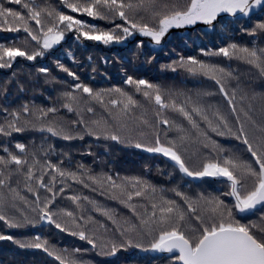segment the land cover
<instances>
[{
    "label": "trees",
    "instance_id": "trees-1",
    "mask_svg": "<svg viewBox=\"0 0 264 264\" xmlns=\"http://www.w3.org/2000/svg\"><path fill=\"white\" fill-rule=\"evenodd\" d=\"M23 2L73 15L100 31L115 29L114 34L121 37L124 34L121 29H116V25L130 27L118 16L114 19H98L84 13H73L63 4V0ZM80 2L83 3L84 0ZM0 4L27 16V9H24L22 4H15L12 0H0ZM128 15L134 22L141 23L138 21L142 18L141 13L129 12ZM233 18L227 14L219 15L216 21L208 24L209 27L205 28L197 22L186 27V32H181L178 28L169 29L171 34H165L161 44L152 42L150 37L135 30L126 38L104 44L102 41L86 39L75 29H62L63 40L50 49H43L40 26L36 25L35 21L29 20L28 25L33 34L38 36L40 43L32 40L22 27L19 31L9 30L15 27L11 17L7 23L0 17V44L20 48L29 54L43 51V55L34 60L17 57L10 66L0 67V126L5 127L6 131H11L10 135L0 133V156L8 159L11 153L28 162L22 166L0 164V179L5 180V184L0 185V214L6 217L5 221H0V236L12 237L11 240L0 239V264H59L54 256H49L42 248L21 247L16 243L32 241L37 236L42 242L47 241L46 246L50 251L74 258L79 264H179L173 257L141 246L137 241V236H140L136 234L137 229L126 231L132 225L139 226L145 214L151 213V204L159 203L161 198L175 201L178 209L197 227L199 222L188 212L184 197L197 208L195 215H200L202 209V202H196L198 197L201 194H210L223 200L226 208L232 207L235 218L244 217L234 207L235 198L226 195L230 191L226 178L188 176L162 153H150L135 147L136 143L145 142L155 145L158 135L161 143L174 142L179 149L184 142L194 143L203 150L207 149L210 156L212 152L217 156L221 153L220 146L214 149L218 145L216 143H219L218 140L228 144L229 139H213L218 134L211 131L207 124L195 115L194 119L200 126L199 131L192 128L178 111L172 108L161 109L154 99L145 97L143 91L138 92L134 84L126 83L128 77L133 80L143 79L160 88L165 103L175 101L177 105H183L188 110L194 105H199L208 110L214 125L218 121L212 116V112L219 109L232 131L233 127L229 121L237 123V128L234 129L236 131L240 123L248 124L246 133L249 137L255 135L261 125L259 122L264 126V118L258 119L259 114L256 112L264 105V74L243 59L205 55L233 43L257 50L264 47V29L258 27L264 22V5L254 7L248 15L236 14ZM44 20L45 26L51 23L47 17H44ZM141 21L146 22L142 19ZM149 26L157 27L155 19ZM84 31L88 29L85 28ZM188 57H195L206 64L216 65L226 72H231V76L224 77L223 83L232 98V104L228 103V99L220 92L219 85L214 80L203 73H192L181 66V60H187ZM42 68L48 71L41 72ZM65 68L67 72L64 71ZM69 72L75 76L69 75ZM244 74L248 76L244 77ZM78 83L90 87L94 93H101L102 99H94L81 90H76L74 86ZM246 87L263 88V92H258L250 100L246 95ZM116 88L137 101L136 106L131 107L126 114L121 112L126 97L120 92L109 91ZM67 92H71L75 99L65 96ZM112 100L120 103L113 105ZM24 105L35 115L24 114ZM65 105L70 106L72 110L69 111V107ZM233 106L236 108L235 113L231 111ZM49 108H55V113H49L42 119L37 118L38 110ZM89 108L92 109L91 112L88 111ZM248 109L255 111L246 117L244 113H248ZM13 112L20 114L17 121V126L23 129L20 132L7 128V124L13 119ZM261 112L264 114V109ZM237 115L240 116L239 122L236 120ZM164 119H167L169 124L160 122ZM145 120L147 124L143 123ZM48 126L61 130L62 135H52L46 130ZM220 130L228 132L223 125ZM201 131L207 132L210 139L200 135ZM111 134L120 136V140H112ZM64 135L72 138L64 139ZM259 138L261 136L256 140ZM17 143L25 145L23 153L15 147ZM228 146L225 149L226 155L237 158L239 155L251 156L243 142V153L237 152L236 147H232L235 150L233 152L229 144ZM203 150L200 151L205 152ZM196 151L199 152L198 148ZM188 159L195 161L191 156ZM183 160L189 165L185 158ZM252 161L254 163V159ZM48 162L64 171L65 176L61 177L58 172L47 168ZM30 166L33 171L31 180L27 178ZM68 173L75 174L76 179ZM41 175L45 185L52 188L51 192L39 186L38 178ZM108 176L117 184L124 183L125 178H138L148 183L150 187L146 189L144 196L133 197L128 202L135 207L136 213L127 204L121 203L126 197L120 195L119 189L111 187L106 179ZM89 177H95L103 183H97ZM152 187L156 189L155 193L151 191ZM30 188L32 191H29ZM128 190L136 189L128 184ZM177 192L183 196H178ZM53 193L55 200L49 205V210L61 208L72 212L76 219L73 224L71 218L66 216L63 217L64 223H61L54 216L68 231H61L55 224L40 219L36 196L39 195L42 208L45 201L52 198ZM73 196L79 197V200L73 201ZM98 208L101 211H97ZM104 211H107L112 219L104 215ZM6 221L19 223L21 226L9 227ZM82 230L95 241V247L87 240L80 239L78 235L71 234ZM121 232L124 234L121 235ZM141 236L152 237V233L141 229ZM129 239L133 241L131 245L127 243ZM142 240L148 245L152 243L150 238ZM113 243L117 245L114 254L111 251ZM137 244L140 247H137ZM75 249L80 251L77 253ZM85 258H90L89 262ZM169 258L170 260H167Z\"/></svg>",
    "mask_w": 264,
    "mask_h": 264
},
{
    "label": "snow or ice",
    "instance_id": "snow-or-ice-1",
    "mask_svg": "<svg viewBox=\"0 0 264 264\" xmlns=\"http://www.w3.org/2000/svg\"><path fill=\"white\" fill-rule=\"evenodd\" d=\"M15 4H22L24 9H27V16L20 12L13 11L10 8H5L0 4V17L4 18V22H8V18L11 17L15 27L10 28L12 31H19L22 27L25 32L31 36V39L40 43L38 36L33 34L31 28L28 25V21H35L36 25H39V32L42 36V48L50 49L53 45L58 44L64 38V30L75 29L86 39L93 41H102L104 44H109L114 41H119L122 38H126L133 34V30L138 31L143 36L151 37L156 43H160L165 34L172 28H182L187 25H195L197 22H203L204 24H212L217 20L220 14H230L235 16L237 13L248 15L249 12L256 6L264 5V0H137L133 3L132 0H84L83 3L80 0H63V4L71 9L73 13H84L89 17L98 19H109L119 17L125 21L130 27H122L117 24L116 29H121L124 36L115 35V29L113 31H100L93 25H88L81 19H77L73 15L65 14L64 12H57L54 9L49 10L47 8H38L32 3L23 2V0H12ZM151 11L152 17L155 19L157 27H151L148 23H136L129 18V12L139 11ZM44 17H47L51 23L45 26ZM259 28L264 29V23L258 25ZM87 28L88 31H84ZM43 55V51L28 52L16 47H6L0 44V67H8L11 62L17 57H26L28 60H34L37 56ZM205 55H219L224 57H236L238 59L245 60L248 64L254 65L259 69L261 74H264V49H255L248 47H240L233 43L227 47H221L217 52L205 53ZM181 66L186 67L188 71L192 73H203L210 79L214 80L219 85V90L225 98L228 99V103L232 104V98L229 97V93L225 90L223 79L226 76H231V72H226L225 69L219 68L216 65L206 64L195 57H188L187 60H181ZM41 72H47L46 68L40 69ZM64 71H68L66 68ZM69 75L75 76L74 73L69 72ZM126 83L134 84L136 90L143 91V95L147 98L154 99L156 105L161 109L172 108L182 114L192 128L199 131V124L194 115L203 120L211 131L216 132L218 135L223 136L226 133L221 131V125L227 129L228 133H231L237 140H242L243 144L247 146V152L251 154L254 159V164L258 166L254 167L253 162L249 160L239 159L232 155H225L223 159H216L208 161L203 164L202 171H190L178 152L174 142H171L170 146H166L161 143L159 136L155 139V145L149 146L147 144L136 143V148H142L150 153H162L164 156L169 157L178 166L181 172L188 176L194 177H224L230 184V191L226 194L235 198V209L244 213L247 210L255 209L257 205H264V137L259 138V143L254 147L253 143L249 141L248 134L245 131L243 123H240L238 133L232 132V129L228 127L227 119L220 113L219 109L212 112V116L218 121L215 125L213 120L209 118L208 110L205 108L194 105L191 110L186 109L183 105H177L175 101L171 103H165L161 90L157 85H153L146 80H133L132 77H128ZM76 90H81L83 93L88 94L94 99H102L101 93L93 92V89L86 85L76 84ZM120 92L122 96L126 97V102L123 103L122 113H127L131 110V107L136 106L137 101L116 88L114 90ZM210 95V93H206ZM65 96L70 99H75V96L71 92L65 93ZM111 103L116 105L120 102L112 100ZM69 111H71V107ZM211 108V106H209ZM22 111L26 115H35L31 112L27 105L22 107ZM38 119H42L48 116L49 113H55V108H49L47 110L40 109ZM92 111L91 108L88 109ZM231 111L236 112L235 106ZM159 115V113H157ZM244 115L247 117L248 113ZM13 119L7 124V128L12 131L20 132L22 127L17 126V121L20 118V114L13 112L11 114ZM251 119L250 117H248ZM237 122L240 121V116H236ZM162 124H169L167 119L160 121ZM27 123V122H26ZM99 124V122L94 121ZM147 124V121H143ZM44 130V129H41ZM46 130L52 135H62L61 130H57L55 127L48 126ZM91 131V129H89ZM183 131V129H181ZM261 132H264V126L260 128ZM0 133L10 135L11 131H6L5 127L0 126ZM200 135L206 139L208 137L207 132H199ZM64 139H71L72 137L64 135ZM110 138L114 141L120 140V136L111 134ZM183 139V137L181 138ZM215 144V142H212ZM20 152L25 151V145L17 143L15 145ZM220 151H224L220 149ZM27 160L21 159L19 156L9 153V158L0 156V164H15L26 165ZM47 168L58 172L61 177L65 176V172L61 171L56 165L48 162ZM75 180L76 176L73 173H68ZM27 178L31 180L33 178L32 167L30 166L27 171ZM55 177H53V180ZM97 183H103L102 180H96L95 177H89ZM107 181L110 182L113 189H119L120 195L126 197L122 199L121 203L127 204L135 212V207L128 203L133 197H142L145 194L146 189L150 186L146 181H142L138 178H125V182L117 184L111 176H108ZM251 181V183H249ZM38 183L41 188H47L49 192L52 191L51 187H48L44 183L43 176L38 178ZM5 180L0 179V185H4ZM128 184H131L135 191L128 190ZM87 186V185H86ZM14 191V190H13ZM29 191H32L30 188ZM63 191V188L61 189ZM151 191L155 193L156 189L151 188ZM178 196H183L182 193L177 192ZM114 198H117L114 196ZM73 201L79 200V197H71ZM87 199V197H84ZM55 200V193L51 199H47L40 207V197L36 196V204L40 211V219L46 220L49 223L55 224L57 229L61 231H68L63 227L61 223L54 219L56 213L49 210V205ZM187 204L188 212L194 215V219L199 222V227L192 229L191 234L182 230V222L185 221V213L178 209L176 202L173 200H165L161 198L159 203L153 202L151 204L152 211L150 214L146 213L145 218L140 220L139 227L146 229L149 234L158 230V234L154 237L150 247L152 250H158L160 252L173 253L178 252V256L175 259L181 264H264V229L260 231L259 235L253 234L250 230L251 226L241 224L239 221L233 219L231 209H226L224 201L216 196H204L201 194L198 197V203L202 202V209L200 215H195L197 208L193 206V203L184 197ZM35 210V209H34ZM63 211V210H62ZM101 211V209H97ZM67 217L71 218L72 223H76V219L72 212L64 211L63 213ZM104 215L112 217L107 211L103 212ZM83 219V217H81ZM6 217L0 214V221H5ZM9 227H20L19 223L13 221H6ZM137 226L132 225L126 231H136ZM198 233V234H196ZM72 235H78L80 239L87 240V242L95 247V241L89 238L85 231L72 232ZM124 233L121 232V235ZM0 239H12L11 236H0ZM21 247H32L36 249H43L49 256H54L59 264H79V261L50 251L47 247V241H41L40 237H35L32 241H16ZM129 245L133 243L131 239L127 241ZM140 247L139 244L136 245ZM67 251V250H65ZM75 252H79L80 249H75ZM114 254L117 251V245L112 244L111 248Z\"/></svg>",
    "mask_w": 264,
    "mask_h": 264
},
{
    "label": "rangeland",
    "instance_id": "rangeland-1",
    "mask_svg": "<svg viewBox=\"0 0 264 264\" xmlns=\"http://www.w3.org/2000/svg\"><path fill=\"white\" fill-rule=\"evenodd\" d=\"M125 2L127 3L128 0H125ZM132 2L136 3L137 0H132ZM139 13H141L140 16L142 18H140L138 21H140L142 23V21H141V19H142V20L146 21L145 23H148L150 25L151 21L154 19L152 17L151 11L150 10L147 11V12L146 11H139ZM239 14L237 13V15H239ZM220 15H225V14H220ZM227 15H228V17H231V18L235 17V16L230 15V14H227ZM199 23H201V25L203 27H205V28L209 27L208 24H204L203 22H199ZM189 26H192V25H187V26H184L182 28H178V30H180L181 32H186V27H189ZM166 34H171V33L169 31ZM197 34H199V33H197ZM151 40H152V38H151ZM152 42L156 43L153 40H152ZM161 42L163 43V38L161 39L160 43H157V44H161ZM263 44H264V39H263ZM262 49H264V47ZM246 76H248V75L244 74V77H246ZM262 90H263V88H249V87H246V95H247V97L250 100H252V98L254 96H256L258 92H263ZM263 109H264V105L259 107V111L256 110L257 114H259V118L258 119L264 118V114H263V112H261V110H263ZM254 111H255V109H248V115L250 116V114H252ZM231 119L234 120L233 118H231ZM229 122L231 123V127H233V131L232 132H237L238 133V131L234 130L235 128H237V123H234L232 121H229ZM259 123H261V125L257 129L256 134L255 135H251V137L248 136L249 137V141L251 143H253L254 147H255V145L257 143H259V140H256V138L260 137V136L264 137V132L260 131V128L263 126V124H262V122H259ZM244 127H245V130H246L248 128V124H244ZM225 133H226L225 135H223V136L217 135L213 139H218L220 137L228 138L229 139L228 144L230 145L231 150L233 152H235V150H233L232 147H236L237 148L236 149L237 152L243 153L242 152L243 151V147L241 146L242 140H237L236 137L233 136L231 133H228V132H225ZM218 142L219 143H216L218 145H216L214 149L216 150L217 146H220L221 147L220 149H223L224 151H221V153H218L217 156H215L216 153H214V152H212L211 153L212 156H210L208 154L209 152L207 151V149L203 150L199 146H197L196 144L189 143V142L188 143L187 142L182 143L181 146H180V149L177 148V150L180 153L182 159L185 158L186 162L189 163V165H186V166L189 168L190 171H193V172L202 171L204 163H206L208 161L216 160V159H221L222 160L223 157L226 155L225 149L229 147L228 144H225V143L221 142L220 140H218ZM163 144H165L166 146H170V143L163 142ZM147 145L154 146V145H150L149 143ZM196 148H198L199 152L196 151ZM200 150H203L205 152H202ZM181 153L182 154L184 153V155H182ZM190 156L195 161H191L190 159H188ZM238 158L239 159H244V160H249V161H252V159H253L251 156L247 157V156H243V155H241V156L239 155ZM253 165H254V163H253ZM254 167L258 168L257 165H254ZM249 183H251V181H249ZM207 196H212V195L207 194ZM226 209H228V207ZM62 210L63 209H61V208H54L51 211L53 213H56L55 216H56V218H57V220L59 222L64 223L63 217H66V215L63 214L64 210L63 211ZM231 210H232V207H231ZM232 213H233V211H232ZM233 219L239 221L241 224L252 226L250 228H252L253 230L252 229H250V230H252L255 234L259 235L260 231L262 229H264V205L261 208L255 210L250 215H244V217H241V218H235L233 216ZM66 220L68 221V219H66ZM181 227H182V230L188 232L189 234H191V230L192 229L198 228L197 225L194 222H192V220L188 216L186 217V215H185V221L182 222V226ZM254 230H256L257 232H255ZM136 234L140 235V236H137V241L139 242V244L141 246L145 247V248H150L151 249V247H150L151 244L148 245V244L143 243L142 238H150L153 241L154 237L158 234V230L152 232V237H150V236L149 237L148 236H141V228L139 226H137ZM196 234H198V233H196ZM86 250H88V249L86 248ZM155 251H157L159 254H163V252H160L158 250H155ZM176 256H178V255H173V256H168V257L175 258ZM85 260H87L89 262L90 258H85ZM167 260H170V258L167 259Z\"/></svg>",
    "mask_w": 264,
    "mask_h": 264
},
{
    "label": "water",
    "instance_id": "water-1",
    "mask_svg": "<svg viewBox=\"0 0 264 264\" xmlns=\"http://www.w3.org/2000/svg\"><path fill=\"white\" fill-rule=\"evenodd\" d=\"M258 206H260V205H257V207H258ZM257 207H256V208H257ZM256 208H255V209H256ZM253 210H254V209L247 210V211L244 212V213H250V212H252ZM165 254L168 255V256H173V255H178V252H173V253H167V252H165ZM180 264H181V262H180Z\"/></svg>",
    "mask_w": 264,
    "mask_h": 264
}]
</instances>
